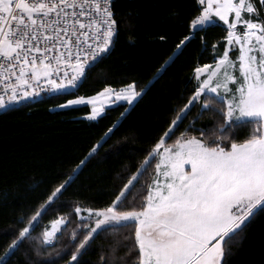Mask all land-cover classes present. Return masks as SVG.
Returning <instances> with one entry per match:
<instances>
[{
  "label": "snow or ice",
  "instance_id": "snow-or-ice-1",
  "mask_svg": "<svg viewBox=\"0 0 264 264\" xmlns=\"http://www.w3.org/2000/svg\"><path fill=\"white\" fill-rule=\"evenodd\" d=\"M196 11L189 34L165 65L175 62L195 31L220 22L226 26V46L212 64L194 69L195 84L182 106L174 109L167 130L144 150L143 160L108 203L92 207L61 201L123 122L118 119L42 203L30 213L19 212L17 226L8 233L13 238L0 246V264H12L21 249L26 264H60L65 255L64 264H85L83 257L96 237L110 229L126 230L127 251L102 252L98 264H228L232 247L244 239L251 222L264 215V0H197ZM118 31L112 0H0V108L40 92L67 95L78 90L87 73L111 55ZM144 91L137 90L135 81L118 89L109 85L57 107L90 106L86 118L94 120L104 113L106 102L131 105ZM197 108L185 130L167 143ZM205 113L213 114L210 129L195 123ZM242 127L250 130L237 139L236 130ZM138 186L141 191L133 192ZM3 196L6 199L7 192ZM65 206L70 212L43 222L50 210ZM73 217L78 223L69 232L68 244L46 251Z\"/></svg>",
  "mask_w": 264,
  "mask_h": 264
},
{
  "label": "trees",
  "instance_id": "trees-1",
  "mask_svg": "<svg viewBox=\"0 0 264 264\" xmlns=\"http://www.w3.org/2000/svg\"><path fill=\"white\" fill-rule=\"evenodd\" d=\"M196 9L197 0H114L119 31L111 55L87 73L78 90L17 103L0 111V246L13 238L8 233L17 226L19 212L30 213L37 203H42L49 190L66 179V173L71 174L80 159L118 119L123 122L75 183L64 191L61 201L103 206L122 187L146 155L144 150L167 130L176 115L174 109L182 106L184 98L190 95L195 84L194 69L212 63L213 57L226 46L223 40L226 26L211 25L205 31H195V38L186 42L175 62L165 65L176 51L175 46L189 34L188 23L197 14ZM162 65L166 70L154 79ZM132 81L136 82L137 90L144 88V93L131 106L113 105L95 120L86 118L90 106L57 107L78 95L91 96L106 86L121 87ZM197 111L198 108L193 109L168 142L185 130ZM212 116L205 113L195 122L196 126L214 127ZM249 130L247 127L236 130V138H245ZM122 145L126 147L118 154L99 158ZM147 177L148 174L141 180ZM138 191H141L139 186L133 189ZM70 210L68 206L50 210L43 222ZM77 223L73 217L64 235L46 251H58L68 244L69 232ZM39 231L38 228L34 235ZM125 237V229L100 233L83 257L85 264H98L102 252L109 254L115 248L123 255L127 251L123 248ZM232 253L228 264H264V215L251 222L244 239L232 247ZM67 259L65 255L60 264ZM12 264H26L24 249L13 258Z\"/></svg>",
  "mask_w": 264,
  "mask_h": 264
},
{
  "label": "rangeland",
  "instance_id": "rangeland-1",
  "mask_svg": "<svg viewBox=\"0 0 264 264\" xmlns=\"http://www.w3.org/2000/svg\"><path fill=\"white\" fill-rule=\"evenodd\" d=\"M220 23H222V22H220ZM230 55L233 57V58H235V56L237 55V52L235 51V50H233V51H231L230 52ZM213 63V62H212ZM212 63H208V64H212ZM113 88H120V87H113ZM138 99V98H137ZM135 102V101H134ZM133 102V103H134ZM120 103H127V102H125V101H118V102H115V103H107L106 102V104H105V110L108 108V107H111V106H113V105H116V104H120ZM132 103V104H133ZM128 104V103H127ZM131 104V105H132ZM129 105V104H128ZM131 105H129V106H131ZM5 108H0V111H3ZM103 114V113H102ZM101 114V115H102ZM97 119V118H96ZM95 120V119H94ZM167 143H171V142H168V139H167V141H166Z\"/></svg>",
  "mask_w": 264,
  "mask_h": 264
},
{
  "label": "built area",
  "instance_id": "built-area-1",
  "mask_svg": "<svg viewBox=\"0 0 264 264\" xmlns=\"http://www.w3.org/2000/svg\"><path fill=\"white\" fill-rule=\"evenodd\" d=\"M113 2H114V0H112V3ZM0 88H2V86H0ZM52 94H55V93L54 92H40L39 95H36V96L32 97L31 99L25 100L23 102H26V101H34V100H37V99H40V98H43V97L50 96ZM18 103H21V102H18Z\"/></svg>",
  "mask_w": 264,
  "mask_h": 264
}]
</instances>
